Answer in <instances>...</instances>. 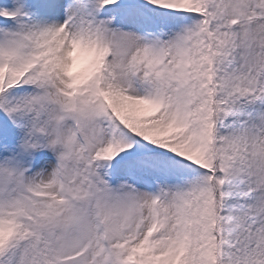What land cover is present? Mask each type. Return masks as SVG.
Listing matches in <instances>:
<instances>
[{
	"label": "snow or ice",
	"instance_id": "obj_1",
	"mask_svg": "<svg viewBox=\"0 0 264 264\" xmlns=\"http://www.w3.org/2000/svg\"><path fill=\"white\" fill-rule=\"evenodd\" d=\"M0 264H264V0H0Z\"/></svg>",
	"mask_w": 264,
	"mask_h": 264
}]
</instances>
